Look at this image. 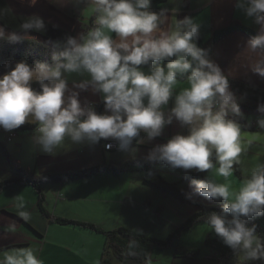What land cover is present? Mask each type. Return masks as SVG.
<instances>
[{"label":"clouds","instance_id":"clouds-1","mask_svg":"<svg viewBox=\"0 0 264 264\" xmlns=\"http://www.w3.org/2000/svg\"><path fill=\"white\" fill-rule=\"evenodd\" d=\"M36 2L31 0L33 5ZM76 2L85 3L94 14L91 27L78 37L48 41L50 61L29 64L22 59L14 67L5 64L11 70L0 75V128L11 131L26 122L35 124L32 140L47 154H55L66 141L95 145L102 139L116 141L118 150L127 152L141 133L152 141L177 121L187 128V134L177 133L166 143L154 145L144 159L162 162L173 170H214L226 181L239 170L244 179L238 189L205 177L191 180L185 196L222 200L218 212L208 213V227L241 264L264 262V236L257 234L255 224L249 226L253 217L264 216V163L234 169L247 150L242 125L235 119L242 113L228 75L206 49L197 46L200 25L189 16L169 19L168 9L151 10V0ZM236 7L259 25L256 35L245 42L242 55L250 70L264 78V0H236ZM44 27L39 17L23 23L19 32H7L0 25V40L20 42ZM72 73L88 78L73 81L69 87L67 74ZM178 76L186 77L187 87L175 92ZM89 89L100 94L103 113L92 103L81 102L80 92ZM170 99H174L173 106L165 111ZM259 110L264 113V104ZM256 123L264 129V116ZM16 207L22 209L23 201ZM20 215L28 218L24 211ZM136 246L135 240L128 245L129 250ZM0 264L43 262L37 249L29 246L0 252Z\"/></svg>","mask_w":264,"mask_h":264},{"label":"crops","instance_id":"crops-1","mask_svg":"<svg viewBox=\"0 0 264 264\" xmlns=\"http://www.w3.org/2000/svg\"><path fill=\"white\" fill-rule=\"evenodd\" d=\"M45 1L48 2V0ZM49 4L75 19V37L93 24L94 14L83 2L62 0L61 3ZM157 7L153 11L160 12L161 9H168L169 19L174 17L180 20L189 16L198 23L200 31L196 41L197 46H199V40L204 43L210 41L216 31L227 28L232 22L247 26L256 33L259 29V25L254 23L252 18L247 17L242 9L236 7V0H174L173 3L169 0H159ZM173 8L177 9L175 13L171 11ZM113 37L115 38V34ZM248 39L250 38L244 33L232 32L214 44L209 58L217 63L232 80L264 90V78L250 70L248 61L242 55ZM145 71H147L146 67ZM87 78L86 74L83 76L76 73L67 74L69 87L72 86L73 81L79 82ZM184 87H187L186 78L178 76L174 91L179 92ZM229 87L236 96L239 106L246 105L247 107L255 104L233 91L230 83ZM79 98L82 103L87 101L94 107L101 104L98 110L103 113L104 104L100 94H93L89 89L81 91ZM173 103L174 99H170L165 111L170 109ZM240 110L242 116L235 117V119L242 125V140L247 150L241 153V164L234 165V169H251L257 163H264V129H260L256 123V119L264 116V113ZM0 132L5 131L0 130ZM177 133L186 135L187 128H182L174 120L171 125L165 127L160 137L152 141H147L146 134L141 133V136L134 140L132 150L127 152L104 149L103 143L116 141L102 139L95 145L73 144L66 141L56 150L55 154H47L35 144L32 149L25 146L26 140L31 139L33 142L34 131L21 134L19 143L12 140L6 141L12 143L8 147L5 142L3 144L14 165L23 170L26 168L19 161L24 159L26 153L30 154L32 151L31 158L34 163L27 165L32 170L30 173L26 169L28 174L35 177L44 174L65 176L100 165L120 166L131 159L146 161L144 157L154 145L166 143ZM141 138L145 139L144 143L137 142ZM15 155L19 157L15 159ZM153 169L170 183H176L184 192L189 191L186 185L188 180L184 178L180 170L176 169L180 174L177 178L169 180L168 174H172V171L167 165H159ZM14 171L5 179L17 178L18 172ZM206 177L218 183H230L233 189H238L244 179L241 172L239 171L237 175L235 170L227 181L223 177L216 176L214 170H209ZM2 179L4 178L0 177V180ZM186 187L188 189H184ZM41 189L44 194L43 206L50 216L90 222L107 231L122 226L161 240L166 239L174 229L197 211L195 203L214 204V201H207L203 197L186 199L185 202L182 201L183 204H179L176 199L171 200L168 193L149 184L145 179V173L139 170L123 173L120 176L105 173L71 181L59 180L44 183ZM38 195L32 186H20L19 184L5 189L0 194V252L32 246L37 249L43 264H99L103 256L105 237L90 229H80L52 221L42 213ZM21 200L24 207L18 209L16 205ZM190 205L194 207L190 208L192 207ZM21 211L28 214L27 219L20 215ZM202 227L205 228L204 225ZM195 228L196 226L193 229ZM210 236H216L211 229L206 232L202 242L192 243L181 238L168 249L154 248L147 264H216L217 253L206 246V240ZM192 249L199 250V259L177 255L179 251ZM153 257L156 258L155 262L152 261ZM247 264H251V261Z\"/></svg>","mask_w":264,"mask_h":264},{"label":"trees","instance_id":"trees-1","mask_svg":"<svg viewBox=\"0 0 264 264\" xmlns=\"http://www.w3.org/2000/svg\"><path fill=\"white\" fill-rule=\"evenodd\" d=\"M157 3L159 0H152L151 10H156ZM32 17H39L44 21L45 27L42 30H33L29 33V36L25 40L12 43L7 40H0V75L5 74L11 68H5V64H10L11 67L15 66V63L20 60H26L29 64L35 61H50L51 51L47 45L48 41H63L66 36L75 37V19L68 17V15L60 12L53 5L49 4L45 0H37L33 5L31 0H0V25L4 26L7 32L12 31H22L21 25L27 22ZM95 17H92V22ZM234 32H241L252 38L256 35V32L247 26L241 25L239 23H231L227 28L216 31L213 37L208 42H202L199 40V46L208 51V55L213 50V46L220 39L226 37L227 35ZM186 78V77H182ZM229 83L233 91L243 95L251 102L255 104L251 106L242 105L239 106L240 109L251 112H260L259 106L264 104V90L256 87L247 85L244 82L232 80L229 78ZM34 88H39L37 83H33ZM36 125L33 123H25L20 126L15 131H34ZM1 131H5L0 128ZM6 132V131H5ZM0 148L7 158L11 162V167L18 172L17 178L12 179H2L0 180V194L5 191V189L19 184L20 186H32L34 190L39 194V205L42 209V213L48 216L52 221L63 224L71 225L80 229H90L92 232L102 234L106 242L104 243L103 256L100 259L99 264H147L148 259L151 257V253L154 248L157 249H168L173 244L177 243L182 235L196 225L206 223V217L211 211H219L223 201H214V204L206 205L195 203L197 206V211L189 216L186 221L176 229H174L169 236L164 239H154L151 236L137 232L126 227H117L113 230L107 231L100 226H97L90 222H81L78 220H69L58 217H53L48 214L43 206L44 194L41 189V185L44 183H52L59 180H76L89 176H97L105 173L112 174L113 176H120L131 172L133 170H139L145 173L146 181L154 185L155 188L168 193V195L177 198L178 200L186 201L185 192L181 190L176 183H170L162 175L154 171V167L159 165H165L162 162H149L140 161L139 159H131L125 164L120 166L112 165H100L97 167H90L82 172L69 173L64 175H49L44 174L35 177L34 175L28 174L25 170L13 165L12 160L8 153L5 151V146L0 143ZM236 168V167H235ZM237 169V168H236ZM186 180L189 182L191 180L204 179L207 172H199L196 169L183 170L179 169ZM236 174L239 175V171L235 170ZM252 224L256 225V231L259 235L264 236V216L253 217L249 226ZM135 240L137 246L134 249L129 250V243ZM206 245L212 248L216 253H218L217 264H238L240 261L234 255L233 250L226 246L219 236L209 237L206 240ZM133 252L134 255H130L129 252ZM178 256L199 258L200 252L197 249L179 251ZM254 264H264L260 260H255Z\"/></svg>","mask_w":264,"mask_h":264},{"label":"rangeland","instance_id":"rangeland-1","mask_svg":"<svg viewBox=\"0 0 264 264\" xmlns=\"http://www.w3.org/2000/svg\"><path fill=\"white\" fill-rule=\"evenodd\" d=\"M99 105H95V107H96V109H97V111H98V113H100V110H98V109H100L99 107H101L102 105L100 104V106L98 107ZM98 107V108H97ZM28 131H24V132H20V131H15V130H11V131H6V132H0V143L2 142H5V145H7V147L10 145V144H12V143H7L6 141H8V142H10L9 140H8V138L10 137V134H14V136L11 138L12 140H14L16 143H19V139H21V134H25V133H27ZM11 140V141H12ZM15 142H13V144L15 143ZM26 144H25V146L26 147H28V148H34V143L31 141V139H28V140H26V142H25ZM11 147V146H10ZM32 151H31V153L29 154V153H26L24 156V159L22 160V161H19V163L20 164H22V166L23 167H25L27 170H28V172L30 171V173H32V170H31V168L30 167H27V165L29 166L30 164L31 165H33V160H32ZM15 157V159H17L19 156L17 155H15L14 156ZM12 160V159H11ZM12 163H13V160H12ZM11 162L10 161H8L7 160V158L4 156V154H3V152H2V150H1V148H0V177H2V178H6V177H8V175L10 174V173H12V172H15L14 170H12L13 168L11 167ZM13 165H14V163H13ZM26 169H24V170H26ZM171 171H172V174H168V178H169V180H174L175 178H177V175H180L179 174V172H178V170H173V169H171V168H169ZM26 170V171H27ZM181 173V172H180ZM206 176V175H205ZM189 184V181H187V184L186 185H188ZM184 189H188L187 187L186 188H184ZM186 193V192H185ZM169 197H171L170 199L172 200V198H174V199H176V201H178L179 202V204H183V202H182V200H178L177 198H175V197H173V196H169ZM168 204H170V203H168ZM200 204H202V203H200ZM183 206H185V205H183ZM190 206H192V205H190ZM194 206H196V205H194ZM194 206H192V207H190V208H193ZM186 211H188V210H186ZM191 216V215H190ZM182 224H183V222H182ZM201 225V226H200ZM205 226V228H203L202 226ZM180 226V225H179ZM199 226V227H198ZM198 227V228H197ZM208 230H210V228L208 227V225H207V223H202V224H199V225H196V228L195 229H192L191 231H188V232H186V233H184L183 235H182V238L185 240V241H187V242H192V243H195V242H202L203 240H204V235L206 234V232L208 231ZM211 237V236H210ZM180 240V239H179ZM207 246V245H206ZM208 247V246H207ZM212 249V248H211ZM214 251V250H213ZM155 257H153L152 259V261L153 262H155V260H156V258L154 259ZM157 258H159V257H157ZM200 258V257H199ZM198 258V259H199ZM217 260H218V253H217ZM217 260L215 261L216 262V264H217ZM205 262L207 263V260L205 259ZM238 264H240V262L238 263ZM251 264H254V261H251Z\"/></svg>","mask_w":264,"mask_h":264},{"label":"built area","instance_id":"built-area-1","mask_svg":"<svg viewBox=\"0 0 264 264\" xmlns=\"http://www.w3.org/2000/svg\"><path fill=\"white\" fill-rule=\"evenodd\" d=\"M13 136H14V134H10V137L8 138V140L11 141V140H12L11 138H12ZM106 144H111L112 147H111V148H106V147H105ZM102 145H103L104 149H106V150H110V151H112V150H118L117 142H110V141H109V142L103 143Z\"/></svg>","mask_w":264,"mask_h":264}]
</instances>
